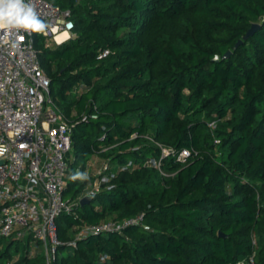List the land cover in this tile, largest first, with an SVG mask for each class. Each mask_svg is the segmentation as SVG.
<instances>
[{
  "label": "trees",
  "instance_id": "obj_1",
  "mask_svg": "<svg viewBox=\"0 0 264 264\" xmlns=\"http://www.w3.org/2000/svg\"><path fill=\"white\" fill-rule=\"evenodd\" d=\"M48 1L75 24L55 47L35 33L53 102L73 126L65 196L85 195L90 180L71 177L90 156L113 172L58 217L66 244L52 264H264V0ZM159 145L192 154L165 159L164 175L144 164ZM135 216L121 232L76 240L86 225ZM3 244L0 264H46L31 236Z\"/></svg>",
  "mask_w": 264,
  "mask_h": 264
},
{
  "label": "built area",
  "instance_id": "obj_2",
  "mask_svg": "<svg viewBox=\"0 0 264 264\" xmlns=\"http://www.w3.org/2000/svg\"><path fill=\"white\" fill-rule=\"evenodd\" d=\"M25 3L32 4L47 24L38 34L58 45L74 37L70 9L48 0H25ZM62 34L66 37L58 40ZM109 53V49L102 50L97 58H105ZM72 130L68 118L53 102L51 79L41 65L35 33L0 27V240L31 236L44 252L46 264H52L59 247L66 244L58 235V217L74 214L84 196L79 200L65 198L71 171L68 155L72 149ZM159 146L160 158L151 157L144 164L164 175L165 159L175 157L184 164L192 154L188 149L176 152ZM133 164L129 162L122 170ZM112 177L110 165L104 162L85 195L99 193ZM142 219L143 216H135L122 222L86 225L76 240L121 232ZM67 244L76 245L75 241Z\"/></svg>",
  "mask_w": 264,
  "mask_h": 264
},
{
  "label": "clouds",
  "instance_id": "obj_3",
  "mask_svg": "<svg viewBox=\"0 0 264 264\" xmlns=\"http://www.w3.org/2000/svg\"><path fill=\"white\" fill-rule=\"evenodd\" d=\"M0 27L17 32L40 33L47 28V24L40 18L35 7L25 3V0H0ZM71 179L85 180L87 175L77 172Z\"/></svg>",
  "mask_w": 264,
  "mask_h": 264
},
{
  "label": "rangeland",
  "instance_id": "obj_4",
  "mask_svg": "<svg viewBox=\"0 0 264 264\" xmlns=\"http://www.w3.org/2000/svg\"><path fill=\"white\" fill-rule=\"evenodd\" d=\"M70 39H71V38H70ZM47 45H49V46H51V47H55V46H57L58 44H57L54 40H52V39H47ZM211 125H213V126L215 127V123H211ZM214 127H213V128H214ZM73 160H74L73 155H72V153L70 152L69 155H68V162H69L70 170H71V168H72L71 165H72ZM104 162H105L104 159L100 158V157L98 156V154H95V155H93V156H90V157L86 160V162L84 163L85 170H83V169H81V170H83V171H82L83 174H86V175H87V178L90 180V183L87 185V189H86V191H85V194L87 193V191L89 190V188L92 186L93 181L95 180V177H96L97 173H98L99 170H100V167L102 166V164H103ZM77 170H78V169H77ZM81 170H78V172L80 173ZM71 195H72V194H69V195L67 194L65 198H66L67 200H69V199L71 198ZM85 196H86V195H84L83 198H84ZM26 238H27V237H26ZM26 238H25V239H26ZM23 240H24V239H23ZM3 247H4V244L0 247V249L3 248ZM34 249L36 250L37 248H34ZM37 250H40V253H41V254H44V252L41 250L40 246H39V248H38Z\"/></svg>",
  "mask_w": 264,
  "mask_h": 264
},
{
  "label": "water",
  "instance_id": "obj_5",
  "mask_svg": "<svg viewBox=\"0 0 264 264\" xmlns=\"http://www.w3.org/2000/svg\"><path fill=\"white\" fill-rule=\"evenodd\" d=\"M260 27L259 24H253L252 27L248 30V32L246 33V35L243 37V39L239 40L237 42V44L234 46V50H236L243 42H245L249 37H251L255 32L256 30ZM233 51H228L224 56H223V59H227L229 58L231 55H232ZM215 60L217 61L218 60V57L215 58ZM91 197L92 196H85L84 198L81 199V205H85L87 203L90 202L91 200ZM221 236H223L221 234Z\"/></svg>",
  "mask_w": 264,
  "mask_h": 264
},
{
  "label": "bare ground",
  "instance_id": "obj_6",
  "mask_svg": "<svg viewBox=\"0 0 264 264\" xmlns=\"http://www.w3.org/2000/svg\"><path fill=\"white\" fill-rule=\"evenodd\" d=\"M66 37V34H62V35H60L59 37H58V40H62L63 38H65Z\"/></svg>",
  "mask_w": 264,
  "mask_h": 264
}]
</instances>
